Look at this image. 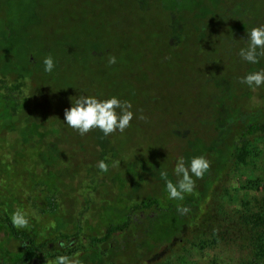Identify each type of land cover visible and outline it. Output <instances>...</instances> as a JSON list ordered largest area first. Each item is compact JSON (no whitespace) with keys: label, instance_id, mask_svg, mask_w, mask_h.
I'll use <instances>...</instances> for the list:
<instances>
[{"label":"rangeland","instance_id":"obj_1","mask_svg":"<svg viewBox=\"0 0 264 264\" xmlns=\"http://www.w3.org/2000/svg\"><path fill=\"white\" fill-rule=\"evenodd\" d=\"M232 1L0 0V63L16 58L21 63L16 68L24 71L25 60H35V66H26L25 72L32 78L30 121L40 132L28 137L20 134V128L18 134L5 135V145L30 160L45 154L63 174L83 173L97 163L94 134L98 128L80 135L64 121L65 109L80 95L101 100L116 96L131 103L130 127L108 135L118 152L109 167L123 171V176L133 175L129 184L134 183L136 195L165 190L166 199L157 217L147 219L144 229L136 233L138 242H154L141 254L142 264H238L243 253L238 244L229 242L217 246L159 242L164 237L160 227L169 222L166 203L170 200L160 172L166 171L176 183L174 168L180 157L187 166L201 155L212 162L214 154L208 151L224 152L237 127L228 120L243 111L242 106L264 113V102H258L264 98V85L247 92L239 89L250 102H236L228 109L215 100L220 80L231 91L235 75L249 65L239 55L249 42L231 36L229 30L238 21L220 14ZM235 1L251 6L250 16L261 20L264 0ZM182 29L187 31L185 39L175 33ZM175 36L177 44L171 45ZM49 55L55 62L50 73L43 63ZM109 56H115L116 63L110 65ZM13 121L17 124L18 117ZM17 140L21 143L16 144ZM6 149L0 144L3 171L12 169ZM18 166L29 170L23 159ZM33 166L42 167L38 162ZM113 170L107 171L100 186L107 193L99 191L94 196L90 186L79 188L80 196L90 199L92 215L103 216L101 204H110V191L124 189V178L116 176L113 183ZM215 181L213 176L207 182ZM211 201L232 216L264 207L263 139L252 142L242 162L225 167L213 186Z\"/></svg>","mask_w":264,"mask_h":264},{"label":"trees","instance_id":"obj_2","mask_svg":"<svg viewBox=\"0 0 264 264\" xmlns=\"http://www.w3.org/2000/svg\"><path fill=\"white\" fill-rule=\"evenodd\" d=\"M242 4L233 0L232 4L221 8L220 14L225 17L231 15L237 21L248 16L251 21L256 20L247 14L249 8ZM248 12L251 13L252 10ZM261 15L260 21L264 22V9ZM241 28V25H235L233 29H229L231 36L238 37ZM175 33L180 34L179 31ZM177 40L178 37L175 36L170 44L176 45ZM24 63L25 70L26 66H35L34 59L27 58ZM19 65L21 63L16 58L0 63V144L9 151L12 166L9 171H3L0 167V264H54L56 257H71L76 253L80 254L79 259L83 264H142L141 254L154 242H138L135 232H139L141 227L144 229L142 225L147 219L157 217L159 206L166 201L165 190L158 195L138 196L132 194V186L124 181V197H117L114 202L101 205L103 216L97 213L92 215L90 201L81 202L79 194L72 192L70 186L61 185V181L67 184L75 180L74 174H63L64 177H60L61 171L54 164L50 165L49 159L42 153L36 157L42 166L38 169L33 166L37 163L36 158L30 160L25 154L21 157L20 153L14 152L16 148L5 145V135L18 134L20 128V134L24 132L28 137L39 132L36 123L30 121L33 102L28 101L32 96V78L28 72L23 71V67L17 69ZM246 67L250 68V73L257 72L259 67V71L263 70L264 56L259 57L258 63L249 62ZM237 78L235 75L234 80ZM225 88H229V85L220 80L216 100L224 98ZM241 88L243 89L236 86L231 91L237 93ZM262 99L264 100L263 96ZM235 104L236 102L229 105L219 102L217 105L228 109ZM242 110L237 114L235 112L228 120L229 123H236L237 127L231 140L224 144V152L220 154L208 151L214 154L213 163H210V168L202 179H194V191L191 194L185 193L183 200L170 199L166 203L169 222L160 227L164 232L163 240L158 239L160 243L173 241L180 245L187 243L199 246H217L220 242L236 243L243 251L238 264H264V207L249 214L237 213L232 216L221 204L211 201L213 186L225 167L242 162L256 138L264 140V113L252 112L243 106ZM17 117L16 124L13 120ZM43 126L45 128L47 125ZM94 136L98 148L97 164L104 160L110 165L115 161L117 147L100 129L95 131ZM19 143L21 141L17 140L16 144ZM40 143L43 144L41 141ZM19 159H23L29 170L18 166ZM96 170V173L105 174L100 178L101 181L89 170L84 174L80 172L83 175L81 180L91 179L92 184L104 182L107 172H102L98 167ZM213 176L216 181L208 185L207 181ZM176 179L178 180L177 176ZM67 201L70 203L68 206L65 205ZM181 206L187 207L189 211L181 214L177 210ZM17 208L28 213V228L13 227L11 216ZM200 210L203 213L200 214ZM86 214L90 215L87 217ZM141 214L144 216L141 217ZM133 215H139L136 218L138 222ZM135 226H139L138 231ZM61 242L64 247L59 246Z\"/></svg>","mask_w":264,"mask_h":264},{"label":"clouds","instance_id":"obj_3","mask_svg":"<svg viewBox=\"0 0 264 264\" xmlns=\"http://www.w3.org/2000/svg\"><path fill=\"white\" fill-rule=\"evenodd\" d=\"M249 40L248 47L241 49L239 55L241 58L250 63H258L259 57L264 56V25L253 27L250 33H247ZM260 49V51H258ZM45 72H52L55 67L54 59L51 55L43 61ZM108 63H116L115 56H109ZM241 83L247 84L249 87H260L264 85V70L252 72L241 79ZM132 105L128 101H121L116 96L107 99H98L95 96L80 95L75 102H72V107L65 109L64 121L67 125L75 130H78L80 135H85L94 128L100 129L105 136H108L117 130L121 133L130 127V122L133 119V112L130 110ZM119 110V111H118ZM143 119V117H141ZM210 161L203 155L193 157L190 164L186 166L185 158L180 157L175 165L174 173L178 177L176 183H173L167 178V172L161 171L160 176L166 182V190L169 199L183 200L184 194H191L196 186V181L193 179H202L205 172L210 168ZM115 166V164L113 165ZM97 167L102 172L108 171V164L104 160H100ZM181 214L187 213V207H178ZM13 227L25 229L29 227L28 213L20 208H17L11 216ZM60 247H64L61 242ZM79 253L72 255H60L56 257L54 264H83L79 259Z\"/></svg>","mask_w":264,"mask_h":264},{"label":"flooded vegetation","instance_id":"obj_4","mask_svg":"<svg viewBox=\"0 0 264 264\" xmlns=\"http://www.w3.org/2000/svg\"><path fill=\"white\" fill-rule=\"evenodd\" d=\"M242 6L243 7H245V8H249V10H250V7H247V6H245V4L243 3L242 4ZM263 9L264 8H262V11H263ZM248 10V11H249ZM247 11V14L249 15V12ZM245 18V17H244ZM241 19L240 21H238V23H236V24H234L232 27L234 28V26L235 25H238V26H242V28H241V32H239V34H238V37H240L241 38V40L242 41H244V42H249V40L247 39L248 37H247V33H250V31H251V29L253 28V27H257V26H260V25H264V22H262V21H260V20H253V21H251V19L249 18V16L247 17V18H245V19ZM237 21V20H236ZM179 32H180V35H181V38L182 39H185L186 38V35H187V31H185V30H179ZM236 37V36H235ZM250 68H247V67H244L243 68V70H242V72L241 73H238V74H236L237 76H238V78L236 79L237 81H236V83H235V87L236 86H238V87H243V90H242V92H247V91H249L248 89H249V86H248V88H245L244 87V85H247V84H243V83H241V79L244 77V76H246L247 74H249L251 71L249 70ZM264 70V69H263ZM240 82V83H239ZM242 89V88H241ZM261 88H259V90H260ZM229 90V88H225V90H224V98H222V99H219V100H217V102H224V101H227V102H250L248 99H245L244 97H242L243 95L242 94H239L238 92L236 93L234 90L233 91H228ZM251 90V89H250ZM231 95V96H230ZM226 96H227V99H226ZM231 98H230V97ZM208 101H209V99H207ZM216 100V99H215ZM207 101V102H208ZM258 102H264V100L263 99H260ZM117 151V150H116ZM115 160H116V158H115ZM94 164V168H91L89 171H91V172H93L94 173V175H95V177H96V175L99 177L97 180L98 181H101V177L102 176H104V174H100V173H96L97 172V163H93ZM111 164H113V163H111ZM109 166V165H108ZM109 170H113L112 169V167H108V171ZM84 172H86L85 170L83 171V173ZM81 173H82V171H81ZM82 173V174H83ZM66 174H70L69 172H66ZM126 174H124V176H123V171H116L115 172V170H113L112 171V174H111V176H112V180H113V183H114V179H115V181H116V176H118V177H120L121 179H122V181H123V178H124V181H126V184H129L130 182H133V179H132V174L130 175V176H125ZM83 175H80V173H77V174H75L74 175V177H75V180H73V181H71L70 183H65L64 181H61V185L64 187H66V186H70V190L72 191V192H74L76 195L77 194H79V199H80V201L81 202H83V201H85V200H88V201H90V199H89V197L88 198H83V197H81L80 196V193H78L79 191H78V188L79 187H82V186H90V190H91V194L92 195H94V196H97V193L99 192V191H103V192H106L105 190V188H102V187H100L102 184H105V181L104 182H98V183H95V184H92V181H91V179H87V180H81V177H82ZM60 177H64L63 176V173H61V176ZM114 177V178H113ZM130 181V182H129ZM129 185H131V186H135L134 185V183H132V184H129ZM110 189H108V191H109ZM131 192H132V194L134 193L132 190H131ZM107 193V192H106ZM110 198H109V201H110V203L113 201H115L116 200V198L117 197H119V198H121V197H124V190L122 189V191L121 192H119L118 190H115L114 191V194L110 191ZM126 194V193H125ZM81 198H82V200H81ZM101 205H104V204H101ZM105 208H106V206H104ZM144 215L143 214H141V217H143ZM138 216H135V215H133V218L134 219H136ZM136 222H138V220L136 219ZM135 228H136V230L138 231V229H139V226H135ZM135 233H138V232H135Z\"/></svg>","mask_w":264,"mask_h":264}]
</instances>
